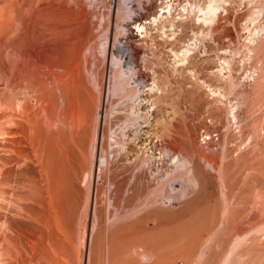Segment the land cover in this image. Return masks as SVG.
Masks as SVG:
<instances>
[{
    "label": "bare ground",
    "instance_id": "1",
    "mask_svg": "<svg viewBox=\"0 0 264 264\" xmlns=\"http://www.w3.org/2000/svg\"><path fill=\"white\" fill-rule=\"evenodd\" d=\"M150 1L0 0V264H78L86 249L90 264H156L149 225L167 221L159 209L173 197L175 143L154 110L160 129L148 130L143 148L134 143L158 83L147 82L139 49L117 55L144 27ZM205 155L181 158L190 187L201 167H219ZM12 167L32 195L29 222L6 215L23 199L8 181Z\"/></svg>",
    "mask_w": 264,
    "mask_h": 264
},
{
    "label": "rangeland",
    "instance_id": "2",
    "mask_svg": "<svg viewBox=\"0 0 264 264\" xmlns=\"http://www.w3.org/2000/svg\"><path fill=\"white\" fill-rule=\"evenodd\" d=\"M208 4L145 2L144 27H134L130 48L125 44L117 52L139 49L147 82L155 76L158 83L155 98H160L141 103L146 108L139 112H149L148 119L134 143L143 148L151 127L156 132L166 119L170 143L178 144H172L171 159L177 164L173 197L159 209L167 221L149 225L159 253L156 264H264V0H219L210 22L203 20ZM152 110L159 125L152 121ZM194 149L219 159V167H201L199 183L190 187L181 158L185 154L196 160ZM116 161L121 165L123 156ZM12 168L8 181L23 199L19 212L10 208L6 215L14 224L29 222L32 195L19 168ZM183 185L189 187L184 195ZM81 209L79 202V215ZM87 255V249L79 252L78 264H90Z\"/></svg>",
    "mask_w": 264,
    "mask_h": 264
}]
</instances>
